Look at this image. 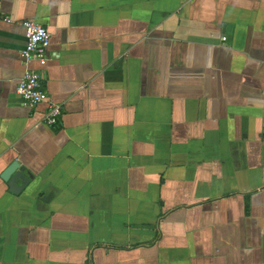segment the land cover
Returning a JSON list of instances; mask_svg holds the SVG:
<instances>
[{
  "label": "crops",
  "instance_id": "1",
  "mask_svg": "<svg viewBox=\"0 0 264 264\" xmlns=\"http://www.w3.org/2000/svg\"><path fill=\"white\" fill-rule=\"evenodd\" d=\"M0 264H264V0H0Z\"/></svg>",
  "mask_w": 264,
  "mask_h": 264
},
{
  "label": "built area",
  "instance_id": "2",
  "mask_svg": "<svg viewBox=\"0 0 264 264\" xmlns=\"http://www.w3.org/2000/svg\"><path fill=\"white\" fill-rule=\"evenodd\" d=\"M3 20L10 22L8 17ZM21 26L24 30L26 43L20 53L21 59L27 67L31 62L44 67L48 62V48L50 45V33L43 25L31 21L23 20ZM225 37L222 38L225 41ZM16 94L24 105L36 107L38 105L46 106L45 123L54 126L58 123L62 115L60 104L53 102L45 92L42 83V74L38 70L26 68L22 77L19 79Z\"/></svg>",
  "mask_w": 264,
  "mask_h": 264
},
{
  "label": "water",
  "instance_id": "3",
  "mask_svg": "<svg viewBox=\"0 0 264 264\" xmlns=\"http://www.w3.org/2000/svg\"><path fill=\"white\" fill-rule=\"evenodd\" d=\"M19 178L22 180V185L15 187L14 180ZM2 179L6 181L10 187L12 193L17 194L21 191L30 181L31 177L28 174H25L23 168L17 162L11 163V165L3 172Z\"/></svg>",
  "mask_w": 264,
  "mask_h": 264
}]
</instances>
